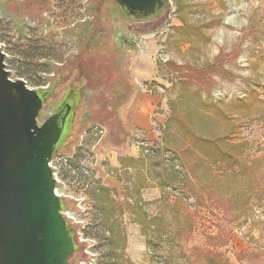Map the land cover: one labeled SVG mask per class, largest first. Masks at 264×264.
<instances>
[{"label": "rangeland", "instance_id": "1", "mask_svg": "<svg viewBox=\"0 0 264 264\" xmlns=\"http://www.w3.org/2000/svg\"><path fill=\"white\" fill-rule=\"evenodd\" d=\"M6 1L0 0V46L7 45L12 79L54 89L40 123L71 83L80 84L73 83L75 65H63L82 44L74 35L96 1L109 3L121 19L115 44L128 56L121 74L133 89L129 67L149 51L155 67L149 88L166 101V122L153 140L129 134L113 119L116 102L107 99L108 88L83 101L85 115L99 120L77 124L51 162L57 193L69 207L66 218L79 226L80 249L69 264H113L112 247L123 254L122 264H206L209 250L231 264H264V193L257 188L264 181V0H168L152 19L122 18L114 0H51L43 23L32 12L21 19L6 14ZM92 69L86 66L85 74ZM192 135L243 144L247 172L234 177L209 161L195 167L203 181L196 180L188 168L200 154L182 151ZM114 148L137 149V161L121 166L119 158L111 165ZM99 163L118 189L96 178Z\"/></svg>", "mask_w": 264, "mask_h": 264}, {"label": "water", "instance_id": "2", "mask_svg": "<svg viewBox=\"0 0 264 264\" xmlns=\"http://www.w3.org/2000/svg\"><path fill=\"white\" fill-rule=\"evenodd\" d=\"M167 2L114 0L122 18L135 19L156 17ZM4 57L0 52V264H69L76 243L51 162L71 132V105L62 118L64 109L40 123L45 94L13 80Z\"/></svg>", "mask_w": 264, "mask_h": 264}, {"label": "flooded vegetation", "instance_id": "3", "mask_svg": "<svg viewBox=\"0 0 264 264\" xmlns=\"http://www.w3.org/2000/svg\"><path fill=\"white\" fill-rule=\"evenodd\" d=\"M108 4L104 1H96L95 5L93 3L90 4L92 12L90 19L84 20V23H82L83 26L77 27L74 39L78 41L81 37L83 42L80 46H77V51L70 59L66 60L63 66L69 63L75 65L78 73L76 78L73 79V83L80 82V84L73 88L71 83L64 95L58 99L52 112L46 117L47 119L49 116L60 112L66 104H70L71 110L66 118L69 129H74L77 124H92L93 121L99 120L95 116L89 115L87 117L85 115L86 113H84L85 111L80 109L83 106L84 100L90 97L95 99V97L102 95L100 92L96 94V91H99L97 89L101 87L108 88L109 96L107 99H112L116 102L113 119H118L119 122L121 108L129 97L128 91L132 92L131 84L121 74V71L127 68L125 64V61L128 59L127 52L118 49L115 44V28L120 25L121 19L118 20L117 15H112V7H109ZM4 11L8 15L16 16L20 19L21 17H27V13L32 12L34 15L39 16V22L43 23L44 16L51 12V0H7L4 3ZM9 23L7 22L6 24L8 25ZM6 48V43H2L0 52L5 55L4 64L7 68L8 54L6 53ZM85 58H87L86 62L84 60ZM86 66L94 68L88 75L85 74ZM8 71L11 73L10 70ZM53 91L54 89L50 85L38 89L41 95L45 94L46 96L44 106L47 104L48 97L51 98L53 96ZM76 98L80 102L74 106L73 100ZM66 110L64 109L60 118L65 115ZM78 114L82 116V119L80 117L78 118ZM57 151L58 148L56 149Z\"/></svg>", "mask_w": 264, "mask_h": 264}, {"label": "crops", "instance_id": "4", "mask_svg": "<svg viewBox=\"0 0 264 264\" xmlns=\"http://www.w3.org/2000/svg\"><path fill=\"white\" fill-rule=\"evenodd\" d=\"M150 54L149 51H146L145 54L142 52L138 58L136 67H129L130 76L133 80V89L128 101L122 107L121 117L124 126L129 130V134L132 132L136 136L143 135L147 139L153 140L166 122V113H163L166 110V101L156 90L149 88L152 82L150 77H153L152 74L155 68L151 69L154 65H149L150 61L148 63ZM122 148L120 150L114 148V150L119 151L117 152L118 155L115 161H112L111 165H118L119 158H122L120 159L121 166H126L129 161H137V149L130 148V152H127L128 149ZM93 170L95 171L96 178L104 186L117 188L116 179L109 176L100 163L98 165L96 164Z\"/></svg>", "mask_w": 264, "mask_h": 264}, {"label": "trees", "instance_id": "5", "mask_svg": "<svg viewBox=\"0 0 264 264\" xmlns=\"http://www.w3.org/2000/svg\"><path fill=\"white\" fill-rule=\"evenodd\" d=\"M152 18H155V17H151L150 19ZM184 81H187V80H184ZM184 83H187V82H184ZM172 118L174 120H179L175 115ZM120 122L123 128H125L123 119L121 116H120ZM170 123L171 121H168V124ZM75 129L76 128L71 129L70 134L65 138V140H63L62 144L66 141V139L72 138V135L74 134ZM190 142L191 144L189 146H186L182 151H184V154L185 152H188L190 154H196L197 152H199L200 154V156H198L199 160L189 165V168H188V173L192 177H194L196 180H200V182L203 181L197 176L195 167L200 166V164L209 165L210 163L209 161H212L216 164L222 163L223 165L227 166L228 168L232 170L234 177L243 176L244 175L243 172L244 173L247 172L248 166L246 165L245 158H244V145L243 144L230 142V141H226V140L218 139V138L215 140H211V139L201 138V137L193 136V135H192ZM258 162H259V165L260 164L262 165L263 163V161H260V160ZM237 168H238V172L236 171ZM257 182L259 185V187H257L259 188V192L264 193V186L261 187L264 181L259 180ZM96 185L100 193H105L106 196L108 197L110 196L109 195L110 190H108L105 187H102L101 185H99L98 182H96ZM57 188H58V183H57ZM62 201H63L62 202L63 211H65L69 207L63 198H62ZM102 215H103V212H102ZM104 216L106 217L105 220L111 221V217L109 215L104 214ZM67 221L70 225V231L76 243V251H78L80 249V245L77 243L78 241L77 233H78L79 226L77 224H71L70 220H67ZM113 232L114 231H110V234H113ZM117 251L118 249H115V247L111 248L110 252L113 254L111 257L113 259V264H122L121 260H123V256H122L123 254L118 255ZM203 257H204V261L206 264H231L228 260L225 259L222 253L216 250L205 251V253H203ZM128 264H131L130 261H128Z\"/></svg>", "mask_w": 264, "mask_h": 264}, {"label": "built area", "instance_id": "6", "mask_svg": "<svg viewBox=\"0 0 264 264\" xmlns=\"http://www.w3.org/2000/svg\"><path fill=\"white\" fill-rule=\"evenodd\" d=\"M67 159H65V161H66ZM85 174H88V172L87 171H85ZM67 213L65 212V215H66Z\"/></svg>", "mask_w": 264, "mask_h": 264}]
</instances>
